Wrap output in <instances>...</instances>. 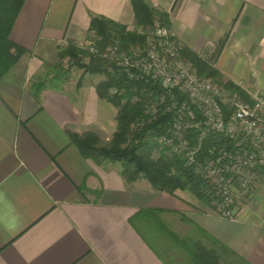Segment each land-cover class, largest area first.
<instances>
[{"label": "crops", "instance_id": "1", "mask_svg": "<svg viewBox=\"0 0 264 264\" xmlns=\"http://www.w3.org/2000/svg\"><path fill=\"white\" fill-rule=\"evenodd\" d=\"M132 1H25L11 38L27 53L0 80V264H194L197 247L221 264H264L263 212L224 219L187 190L130 183L121 163L81 154L75 137L98 145L118 130L92 76L35 95L64 49L90 44L93 17L135 25ZM144 1L225 80L264 95V0Z\"/></svg>", "mask_w": 264, "mask_h": 264}, {"label": "trees", "instance_id": "2", "mask_svg": "<svg viewBox=\"0 0 264 264\" xmlns=\"http://www.w3.org/2000/svg\"><path fill=\"white\" fill-rule=\"evenodd\" d=\"M25 1L0 0V80L27 53L11 38ZM132 3L137 28L156 27V20H159L158 24L170 31V20L166 14L156 11L144 0H133ZM91 31L94 33L91 45H69L60 53V58L78 61V67L85 71V75L101 78L96 83V89L101 98L118 109V130L111 142L103 147L94 145L89 135L85 138L75 137L73 142L81 154L95 161L102 159L121 163L123 177L130 183L143 178L158 191L173 194L178 189L187 190L204 206L216 210L213 203L216 201V189L205 178L203 171L206 162L214 158L212 148L230 146L228 139L216 133L201 139V130L194 125H202V114L179 86L165 85L159 76L145 72L134 63L125 65L117 62L123 57H130L135 62L139 59V51H143L142 57L146 56L147 36L99 17L92 18ZM171 35V40L178 41ZM227 40L228 37L219 44L216 56L220 55ZM92 46L98 53L90 52ZM137 46L140 48L137 49ZM113 50L115 54L112 55ZM86 55H91V59L82 64L81 59ZM180 57L185 63H192L200 77L211 78L231 93L252 102L241 88L225 80L211 62L184 45ZM45 84L35 85L36 96L45 88ZM184 107L186 111H183ZM223 112L227 117L230 114L225 107ZM178 131L180 137H175ZM191 252L194 264H221L216 252L203 247Z\"/></svg>", "mask_w": 264, "mask_h": 264}, {"label": "built area", "instance_id": "3", "mask_svg": "<svg viewBox=\"0 0 264 264\" xmlns=\"http://www.w3.org/2000/svg\"><path fill=\"white\" fill-rule=\"evenodd\" d=\"M171 36L166 28L156 25V39L153 38L154 44L150 45L152 49H147L146 56L142 57L144 53L139 51L137 62L123 57L122 64L134 63L147 73H156L165 85L179 86L202 114V125H194L200 128L201 139L211 133L224 135L228 139L230 146L212 148L214 158L206 162L203 172L216 193L221 194L222 203L224 201L223 205L221 203L223 208L217 210L223 218L231 219L229 207L234 202L230 197L237 190L236 186L239 185L243 198L257 195L264 189V95L254 96L252 102H247L211 79L200 77L190 64L182 60L180 52L183 45L171 40ZM90 52L95 54L98 50L92 46ZM111 54H115V50ZM223 107L229 111L228 117ZM183 111H186L185 107ZM245 173L251 176L245 177Z\"/></svg>", "mask_w": 264, "mask_h": 264}, {"label": "rangeland", "instance_id": "4", "mask_svg": "<svg viewBox=\"0 0 264 264\" xmlns=\"http://www.w3.org/2000/svg\"><path fill=\"white\" fill-rule=\"evenodd\" d=\"M159 19V18H157ZM157 21V22H156ZM156 24L158 25L159 20H156ZM165 28V27H163ZM130 30L136 31L138 34L140 35H145L147 36V40L145 42L146 48L147 49H152V46L150 47L151 44L153 43V38L155 36V32H156V27H147V28H137L136 25H133L132 27L129 28ZM166 30L168 31V33H170V31L166 28ZM140 47L137 46V49H139ZM135 51V50H132ZM147 52V51H146ZM91 59V55H86L85 57H83L81 60H83L81 63L83 64L84 61L86 63H88ZM132 59V58H131ZM169 61V59H167ZM60 62V63H59ZM58 65L53 67H47V69L45 70V72H43V74L40 75L39 79H37V85L45 83V88H53L54 86H57L58 89L62 88L64 86V84L67 83V81L69 79H76L80 77V81L79 83H82V77L83 76H89L90 75H85V71L80 69L78 67V61H74L71 58H64L61 61H59ZM118 63H123V58H119V60L117 59ZM137 62V61H136ZM165 66V65H164ZM190 66L193 68V70H196V68L193 66V64L191 63ZM150 73V72H149ZM154 72L151 71V74H153ZM198 73V72H197ZM156 75V73H154ZM93 79H95L96 81H100L101 78H99V76H92ZM205 78V77H203ZM207 79H211V78H207ZM213 82H215L213 79H211ZM216 83V82H215ZM218 86H223L219 83H217ZM44 88V89H45ZM226 89V88H225ZM175 137H180L179 135V131L175 132L174 134ZM86 137V136H85ZM83 137V138H85ZM90 137V135H89ZM112 140V139H111ZM111 142V141H110ZM110 142L107 143V141H101L99 142V144L97 146L99 147H103V146H107ZM165 142H167L165 140ZM183 147L180 148V150H182ZM245 177L251 176V174L249 173H245L243 174ZM244 179V178H242ZM238 182V181H237ZM262 187L264 188V185H262ZM237 188V190H234L231 194L230 200L234 202V205H231V207H229V210L232 212V218L233 220L239 219V217L242 215V213L246 210V209H250L253 212L256 213V215H258L259 217L261 216V214L259 213L260 211L264 213V208L263 206L261 207L263 203V201H261L262 198L258 197V195H249V197H245L243 198V194L239 193V185L235 187V189ZM216 197V201L213 202L216 210H212V212H214V214H216L219 217H222V213L220 211L217 210V208H223L221 206L222 203V196L219 193H215L214 194ZM264 195V193L262 194ZM224 204V201L222 203V205ZM223 218V217H222ZM225 219V218H224ZM230 218L228 220H231ZM264 223V220H263Z\"/></svg>", "mask_w": 264, "mask_h": 264}]
</instances>
